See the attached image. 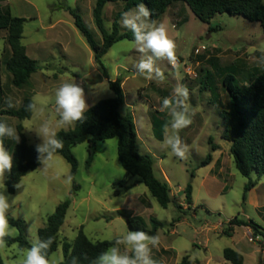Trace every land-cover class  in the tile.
I'll list each match as a JSON object with an SVG mask.
<instances>
[{
	"label": "rangeland",
	"instance_id": "1",
	"mask_svg": "<svg viewBox=\"0 0 264 264\" xmlns=\"http://www.w3.org/2000/svg\"><path fill=\"white\" fill-rule=\"evenodd\" d=\"M95 2L0 0L1 11L9 9L12 16L25 19L21 44L38 67L28 86L15 88L4 66L8 50L5 47L6 53H1L4 43L0 39V85L6 92L0 109H17L27 96H31L38 106L45 107L44 117L32 113L29 119L21 121L6 115L1 120L15 128L21 125L26 144L36 148L42 139L27 129L35 130L44 118L53 122L58 119L55 90L62 83H80L91 107L100 100L113 98L109 83L120 79L124 97L120 111L132 116L139 152L152 156L155 175L169 185L171 203L166 209L161 208L138 178L125 176L117 160V140L112 138L97 143L96 154L88 168V144L73 147L77 161L74 182L79 186L73 194L70 165L60 155H54L47 165L41 164L28 172L21 179V188H16L14 194L5 192L10 201L15 198V216L9 214L8 218L25 222L23 234L31 246L32 240L37 238V229L46 223L58 204L69 199L70 205L58 235L59 244L49 256L57 264L64 260L62 242H72L79 229L91 242L115 240L130 230L119 212L141 217L147 229L150 228V218L164 224L155 234L159 236L160 244L152 249L153 258L160 264H179L184 257L189 264H230L222 256L226 248L241 254L242 264H264V177L252 176L256 184L243 201L248 180L235 168L229 153L230 143L222 138L229 108L228 94L222 87L223 76L231 73L240 86L251 83L264 71V65L258 62L264 55V32L259 24L240 16L222 14L211 20L213 30L209 31V25L198 20L183 2H173L155 22L165 26L168 36L176 44L177 69L174 70L167 61H157L165 75L161 82L138 74L135 65L141 53L136 50L134 40L116 42L102 57L100 66L95 62L93 51L68 11L71 9L80 15L93 39L100 44L101 35L92 17ZM123 7L122 0L105 5L102 17L108 32L112 30L115 15L122 13ZM121 18L118 21L119 34L133 35L122 27ZM177 70L182 77L180 82L189 90L185 103L192 121L179 132L188 148L184 158L176 157L170 148L162 146L163 126L170 122L171 116L160 108L163 99L173 92ZM85 72L88 77L82 81L81 75ZM98 76L103 80L96 83ZM8 97L13 98L15 107H7ZM154 119L162 123L161 140L155 136ZM73 125L58 128L56 132L72 129ZM18 135L20 141L19 132ZM6 139V150L19 142ZM208 154H211V162L200 167ZM6 175L7 172L5 180ZM123 179L130 189L124 195L114 197L112 185ZM188 183L192 186L190 206L183 192ZM179 216L180 221L171 226ZM232 219L252 221L257 232L254 234L248 227L231 226ZM15 229L11 238L19 235ZM0 255L4 264H21L23 250L17 244H6Z\"/></svg>",
	"mask_w": 264,
	"mask_h": 264
},
{
	"label": "trees",
	"instance_id": "2",
	"mask_svg": "<svg viewBox=\"0 0 264 264\" xmlns=\"http://www.w3.org/2000/svg\"><path fill=\"white\" fill-rule=\"evenodd\" d=\"M117 0H96L92 10L93 22L101 35V43H97L86 28L80 15L68 9L74 19V25L85 38L90 49L94 53V60L100 66L102 57L118 41L123 39L134 40V36L128 33L119 34L118 21L122 13L132 10L136 5L144 3L151 11L150 20H159L172 5L173 2H183L202 23L210 26L211 20L222 14L230 16H240L251 23H258L264 32V0H122L124 7L122 13L115 15L112 23V30L108 32L103 23V10L107 3ZM25 19L12 16L8 10L0 11V30L6 32L5 43L8 50V57L4 61L7 72L11 75V83L21 89L28 86L30 77L38 67L34 60L30 59L25 52V47L21 44L23 24ZM6 53V50H3ZM122 81L116 79L109 83L114 97L100 100L89 107L84 113V120L74 123L73 128L67 131L57 132L56 138L63 141V148L57 150L54 155H60L70 165V178L73 181L71 194L75 193L79 186L74 182L77 169V161L73 155V147L87 143L88 156L86 167L88 168L96 154V145L108 139L116 138V154L120 166L125 172V176L136 177L147 188L157 204L166 209L171 203L170 188L166 181L159 179L155 175L152 156L141 154L138 149V137L134 120L131 115L121 113L120 109L124 105L122 92ZM222 87L227 91L229 98V108L225 117L223 140L230 143L229 153L233 159L235 168L239 174L248 180L244 187L243 201L246 193L255 186L252 176L257 179L264 177V71L259 73L255 79L246 85H238L236 76L226 73L222 79ZM2 93L0 85V95ZM31 96L24 97L21 106L17 109H0V116H10L19 121L29 119L32 112L27 110V106L32 103ZM1 106V105H0ZM161 122L153 120L156 128L155 136L162 139ZM20 134V141L7 149L13 155V168L7 174L5 180L6 191L14 194V185L19 183L21 178L28 172L36 170L41 163L38 160L36 148L26 144L21 135V125L16 126ZM4 147H7V139L4 138ZM212 151H215L212 148ZM53 155V156H54ZM211 162V154L200 163V167H205ZM193 177V176H192ZM113 196L124 195L130 187L125 179L113 183ZM185 200L188 206L191 204L192 186L190 183L184 188ZM70 205V200L58 204L54 212L47 217L43 227L37 229V238L46 240L53 237L48 255L50 256L59 244L58 235L65 221L66 213ZM180 209V206H177ZM128 228L132 231L141 230L149 235H155L156 231L164 227V224L155 218L149 219L150 228L147 229L145 221L141 217H130L122 212ZM181 217H177L171 222H179ZM9 223L18 229L19 235L15 238L7 237L8 246L17 244L20 250L29 248L25 235V222L20 219L8 218ZM231 226L248 227L257 232V227L252 221H242L232 219ZM228 236V233L225 232ZM115 240L91 242L79 229L72 242H62V252L64 260L59 264H71L73 257L78 264H92V261L105 249L112 246ZM223 259L230 264H242L243 257L233 249L226 248L222 252ZM0 264H4L0 255ZM179 264H189L184 257Z\"/></svg>",
	"mask_w": 264,
	"mask_h": 264
},
{
	"label": "clouds",
	"instance_id": "3",
	"mask_svg": "<svg viewBox=\"0 0 264 264\" xmlns=\"http://www.w3.org/2000/svg\"><path fill=\"white\" fill-rule=\"evenodd\" d=\"M150 16V9L144 3H140L134 9L122 13L121 25L133 33L136 50L141 53L135 65L138 74L148 80L162 82L165 80V75L157 65V61H167L174 70L177 69L176 44L168 36L165 26L150 21ZM108 26L111 27V25ZM258 62L264 65V55L259 58ZM175 76L177 83L173 92L170 97L163 99L160 108L162 112L167 110L171 116L170 122L163 126L162 146L170 148L176 157L184 158L188 148L183 143L179 132L192 123L185 103L189 97V90L180 82L182 77L178 70ZM87 77L88 73L85 72L81 75V80ZM54 103L58 116L55 122L44 118L35 130L27 129L34 131L42 139V143L36 145L37 158L42 165H47L54 153L63 148V141L56 138V129L83 121L84 113L89 109L85 89L76 81L62 83L55 90ZM6 104L9 108L15 107L12 97L6 99ZM27 110L44 117L45 107L43 105L38 106L32 102L27 106ZM5 137L19 141L16 128L6 120H0V188H3V191H0V251L6 247V238L16 231L8 220L9 214L15 216L13 211L15 198L10 201L9 195L5 194V173H10L13 168V155L4 147ZM14 187L19 189L22 183L19 182ZM52 243L53 237H48L46 240L33 239L31 246L23 250L21 264H57V261L54 258L50 259L48 255ZM159 244V236L149 235L141 230H127L115 239L112 246L102 251L92 261V264H160L152 255V249L157 248ZM71 264H78L75 257Z\"/></svg>",
	"mask_w": 264,
	"mask_h": 264
},
{
	"label": "crops",
	"instance_id": "4",
	"mask_svg": "<svg viewBox=\"0 0 264 264\" xmlns=\"http://www.w3.org/2000/svg\"><path fill=\"white\" fill-rule=\"evenodd\" d=\"M1 8L2 7H0V11H1ZM8 11H9V13H10V10L9 9H7ZM11 14V13H10ZM5 37H6V32L5 31H2V30H0V39L3 41V43H4V46H3V50L5 49V47H6V43H5ZM3 50H2V54H3ZM2 56V55H1ZM1 89H2V93H1V95H0V105H2L3 103H4V95L6 94V92H4V90H3V88H2V86H1ZM1 118H2V116H0V120H1ZM7 174H8V172H7ZM27 174V173H26ZM25 174V175H26ZM25 175L22 177V178H24L25 177ZM7 176V175H6ZM21 178V179H22ZM168 180V179H167ZM20 182H21V180H20ZM15 190H16V188H15ZM45 225V224H44ZM43 225V226H44ZM42 226V227H43Z\"/></svg>",
	"mask_w": 264,
	"mask_h": 264
},
{
	"label": "water",
	"instance_id": "5",
	"mask_svg": "<svg viewBox=\"0 0 264 264\" xmlns=\"http://www.w3.org/2000/svg\"><path fill=\"white\" fill-rule=\"evenodd\" d=\"M103 79L100 77V76H98L97 77V79H96V83H99V82H101Z\"/></svg>",
	"mask_w": 264,
	"mask_h": 264
}]
</instances>
